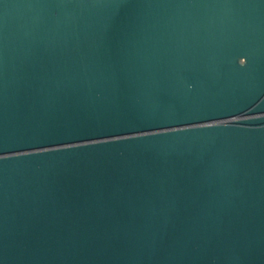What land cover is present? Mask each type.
I'll return each mask as SVG.
<instances>
[{
    "label": "water",
    "instance_id": "95a60500",
    "mask_svg": "<svg viewBox=\"0 0 264 264\" xmlns=\"http://www.w3.org/2000/svg\"><path fill=\"white\" fill-rule=\"evenodd\" d=\"M0 264H264V0H0Z\"/></svg>",
    "mask_w": 264,
    "mask_h": 264
}]
</instances>
